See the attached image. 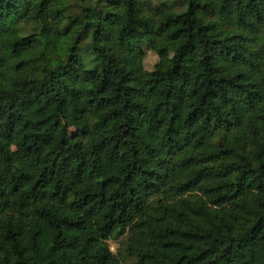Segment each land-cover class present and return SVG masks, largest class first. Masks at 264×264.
<instances>
[{
    "label": "trees",
    "instance_id": "16d2710c",
    "mask_svg": "<svg viewBox=\"0 0 264 264\" xmlns=\"http://www.w3.org/2000/svg\"><path fill=\"white\" fill-rule=\"evenodd\" d=\"M110 237L264 264V0H0V264H125Z\"/></svg>",
    "mask_w": 264,
    "mask_h": 264
},
{
    "label": "rangeland",
    "instance_id": "374dc122",
    "mask_svg": "<svg viewBox=\"0 0 264 264\" xmlns=\"http://www.w3.org/2000/svg\"><path fill=\"white\" fill-rule=\"evenodd\" d=\"M95 0H66L67 4L70 6V10H78L80 5H82L85 2L93 3ZM153 2H157V0H152ZM172 1H181V0H172ZM178 3V2H177ZM178 8V6H177ZM87 40V39H86ZM84 40V41H86ZM144 57H143V64L144 67L147 69H152L154 67L155 62L158 59V56L156 52L150 48H147L144 46ZM62 122L67 127L69 132H73L75 130L73 124L69 121V119L66 116H62ZM121 238H113L110 237L107 239V243L109 245V248L111 251L118 254L120 260L125 264H135V258L133 256H130L125 253L123 250V245L121 244Z\"/></svg>",
    "mask_w": 264,
    "mask_h": 264
}]
</instances>
